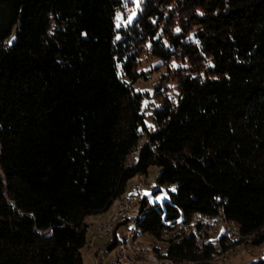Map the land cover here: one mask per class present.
<instances>
[{"label":"trees","instance_id":"1","mask_svg":"<svg viewBox=\"0 0 264 264\" xmlns=\"http://www.w3.org/2000/svg\"><path fill=\"white\" fill-rule=\"evenodd\" d=\"M119 8L0 0V264H82L85 216L150 164L171 185L161 204L141 195L137 208L157 256L215 252L180 230L194 212L220 208L240 234L264 238V0H140L115 25ZM143 49L181 61L174 98L162 92L148 111L133 86L146 77L135 70Z\"/></svg>","mask_w":264,"mask_h":264},{"label":"rangeland","instance_id":"2","mask_svg":"<svg viewBox=\"0 0 264 264\" xmlns=\"http://www.w3.org/2000/svg\"><path fill=\"white\" fill-rule=\"evenodd\" d=\"M139 4L140 0H123V8H119L114 14V24L119 25L130 22L135 16ZM179 64H181V61L174 57H169L168 59L163 60L160 57L148 54L145 49L140 51L138 55V61L135 65V70H137L139 73L143 72V74H146V77L139 76L136 78L133 81V86H135L137 89H140L143 93L141 103L142 105L146 106L145 111L150 110L153 105L160 103L162 92L163 94H169L174 98L175 77L171 74V71ZM156 86L160 87V90L158 92L152 91V88ZM144 119L147 124H150L151 119L148 115H145ZM134 154L136 153L131 151V153L128 155L127 161L131 162ZM157 170V165L150 164L147 167L146 174H134L125 182L123 190L127 191L136 198V201L132 203L131 207H135L136 209L138 208L139 198L141 195L146 198L145 206L150 203L161 204L162 201L167 198V188H171V185L166 183L159 184L155 181ZM140 185L144 186L141 192L138 190ZM119 195H117L112 200L111 204L106 210L99 212L96 215L89 216L88 220L85 216V220L89 222V224L87 226L86 232L87 242L80 248L82 264H145L141 260L143 257L139 259L140 261L133 260L135 258L134 255L132 256L133 258L130 257V259H128L126 262L122 261L117 263V258L115 256L118 254V251L122 249V247H120L121 243L119 241L124 234L122 224L116 229L117 239L115 245L109 249H105L103 247V243L109 238L108 233L110 230L107 232L99 231L95 221L106 220L107 217H111L113 213L116 212L117 208L121 205L124 194L122 193L120 196ZM119 219L123 218H118L117 220ZM116 221H114L113 224ZM222 228V221H217V223L214 225V229L222 230ZM97 231L100 233L96 234ZM258 231H260L261 234H264V228H260ZM219 233L222 234L220 231ZM209 234L216 238V236H214V231H211ZM258 236L255 234V232L249 234H240L239 232L235 234V237L227 239V243H221L219 240L218 244L213 246L215 252L212 253L211 256L209 255V257L205 258L204 260H197V262H194V264H245L249 260L262 257L264 256V238L259 242H255L256 239L260 238ZM151 238V235L147 232L136 231V241L142 245L151 247L153 254H157V252H155L152 247V243L150 242ZM162 262H160V264H165Z\"/></svg>","mask_w":264,"mask_h":264},{"label":"built area","instance_id":"3","mask_svg":"<svg viewBox=\"0 0 264 264\" xmlns=\"http://www.w3.org/2000/svg\"><path fill=\"white\" fill-rule=\"evenodd\" d=\"M138 148L135 147V153H137ZM144 188L140 185L138 187L139 192ZM136 201V198L125 191V196L121 201V205L117 208L116 212L113 213L111 217H107L106 220H97L95 222L99 223V231L102 230L106 223H113L118 218H123L122 229H127V222L131 218L132 214L136 211V208L131 207L132 203ZM214 219H222V227H226V234H219V229H214ZM180 222V216L176 219ZM180 230L186 233H192L194 238L195 248H202L204 244L216 243L227 241L228 237H235L234 230L224 221V217L221 216V209L218 208L215 213L212 214H202L199 212H194L185 222L180 224ZM99 231L96 234H99ZM214 231V236L212 237L209 233ZM128 245H132L133 248L138 249L137 259L145 263H155L151 258V250L147 249V245H142L136 241V236L129 240ZM115 257H119L116 254ZM123 258V257H120Z\"/></svg>","mask_w":264,"mask_h":264},{"label":"bare ground","instance_id":"4","mask_svg":"<svg viewBox=\"0 0 264 264\" xmlns=\"http://www.w3.org/2000/svg\"><path fill=\"white\" fill-rule=\"evenodd\" d=\"M134 152H135V150H134ZM123 194H124L123 195V197H124L125 196V190L123 191ZM123 197H122V200H123ZM137 216H138V209H136V211L132 214L131 218H129V220L127 222V229H124L123 237L119 241L121 243L120 247H122V249H120L118 251V256L119 257H116L117 258V263L118 262H122V261L126 262L133 255L135 256V258L133 260L140 261L139 259H137L138 249L137 248H133L132 245H128L129 240H131L132 238H134V236H136V231H137L136 230V220L138 218ZM219 220L222 221V219H214V225ZM224 221H225V217H224ZM225 222L228 223V225L234 230L235 234L239 233V230H238V228L235 225H233L232 223L227 222V221H225ZM96 223H97V228L99 229V223L98 222H96ZM112 224L113 223H106L105 227L102 230H100V231L107 232V231L111 230V227L113 226ZM223 228H225V229H223ZM223 228H222V230H219V231L222 232V234H226V227H223ZM229 238H232V237H228V239ZM210 244H216V243H210ZM147 249L151 250V258L154 260L155 264H158V263L160 264V262H162V261H163L162 263H165V264H194V262H195V261L194 262H192V261H174V260L166 259V258H163V257L161 258V257L157 256L156 253L153 254L151 247L147 246ZM197 249L201 250L202 248H197ZM120 257H123V258H120Z\"/></svg>","mask_w":264,"mask_h":264},{"label":"crops","instance_id":"5","mask_svg":"<svg viewBox=\"0 0 264 264\" xmlns=\"http://www.w3.org/2000/svg\"><path fill=\"white\" fill-rule=\"evenodd\" d=\"M96 214H97V213L86 215V217H87L86 219L88 220V217H89V216H91V215L93 216V215H96ZM95 253H96V251H95Z\"/></svg>","mask_w":264,"mask_h":264},{"label":"snow or ice","instance_id":"6","mask_svg":"<svg viewBox=\"0 0 264 264\" xmlns=\"http://www.w3.org/2000/svg\"><path fill=\"white\" fill-rule=\"evenodd\" d=\"M177 31H179V29H177Z\"/></svg>","mask_w":264,"mask_h":264}]
</instances>
